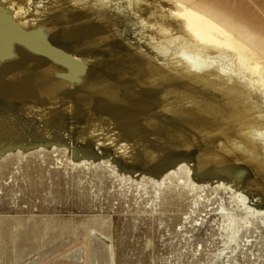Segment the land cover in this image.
I'll return each mask as SVG.
<instances>
[{
    "label": "bare ground",
    "instance_id": "1",
    "mask_svg": "<svg viewBox=\"0 0 264 264\" xmlns=\"http://www.w3.org/2000/svg\"><path fill=\"white\" fill-rule=\"evenodd\" d=\"M244 4L0 0V158L63 149L149 179L153 210L209 191L230 242L264 224V24L247 15L264 8Z\"/></svg>",
    "mask_w": 264,
    "mask_h": 264
},
{
    "label": "rangeland",
    "instance_id": "2",
    "mask_svg": "<svg viewBox=\"0 0 264 264\" xmlns=\"http://www.w3.org/2000/svg\"><path fill=\"white\" fill-rule=\"evenodd\" d=\"M247 15L264 24L261 12ZM6 159L0 264H264V224L240 222L230 242L209 191L188 195L178 211L153 210L149 179L120 178L104 164L71 166L63 149Z\"/></svg>",
    "mask_w": 264,
    "mask_h": 264
}]
</instances>
